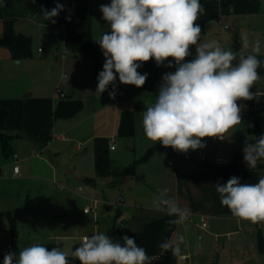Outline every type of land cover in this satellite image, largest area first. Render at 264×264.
Returning a JSON list of instances; mask_svg holds the SVG:
<instances>
[{"label": "rangeland", "instance_id": "obj_1", "mask_svg": "<svg viewBox=\"0 0 264 264\" xmlns=\"http://www.w3.org/2000/svg\"><path fill=\"white\" fill-rule=\"evenodd\" d=\"M259 1L257 13H229L218 20H209L200 42L216 40L223 49L233 50L237 53L234 64L238 63L240 55L252 51L257 41L259 54H264V0ZM84 2L52 0L50 10L57 3L64 5L57 16L62 18L77 12ZM102 4H110V1L88 0L87 3L88 12L93 16L94 42L102 59L99 69L90 58L66 52L63 30L43 23L41 16L27 15L15 21V29L32 38V57L16 60L6 49L0 48V115L3 108L7 109V120L12 124L22 111L24 129L51 136L45 146L14 136L9 140L12 148L9 156L3 153L0 144V259L11 247L13 222L18 255L21 249L39 243L49 250L61 248L69 254V259H74L71 251L84 236L108 235L109 229L114 227H121L123 236H129L161 215L162 211L153 206V199L161 190L169 189L171 183L167 180L175 174L176 168L185 171L193 165L197 168L206 165L200 162L198 150L208 152L209 160L214 158V146L220 154L230 158L244 156L245 142L254 143L264 135V113L257 129L250 131L248 126L252 121L246 100H239L242 123L222 141L215 143L214 138H204V148L190 149L187 156H182L171 147L148 140L143 132V112L147 104L155 101L162 76L175 72V61L169 58L158 67L154 60L155 71L143 63L138 71L147 73L148 78L140 88L120 83L117 74L114 84H109L99 96L97 78L105 57L96 41L110 31L102 18ZM245 37L249 47L242 46ZM149 62L153 63V59ZM169 62L173 67H166ZM258 72L260 79L251 89L255 95L264 94V69ZM71 83L74 84L73 97L82 99L83 107L71 118L53 119V104L60 99L58 89L66 93ZM113 90L114 99L109 96ZM120 91L123 95H119ZM126 111L133 114L134 135L123 140L118 127ZM112 145L116 150L111 149ZM153 147L158 148L145 158ZM15 153L17 174L13 173ZM169 161L174 165L169 166ZM81 186L84 193L79 191ZM93 201H96V212L85 215L83 208L93 205ZM222 213L223 217L233 220L222 225L207 217L204 227L199 218L190 214L184 223L177 225L175 231L184 237V244H181L176 264H264V254L258 248L259 238H264V222L249 226L246 222L242 224L229 210ZM185 244H190V249H186ZM183 254H188L186 261L181 259ZM150 258L151 264H167L162 255Z\"/></svg>", "mask_w": 264, "mask_h": 264}, {"label": "clouds", "instance_id": "obj_2", "mask_svg": "<svg viewBox=\"0 0 264 264\" xmlns=\"http://www.w3.org/2000/svg\"><path fill=\"white\" fill-rule=\"evenodd\" d=\"M63 9L60 3L51 10L42 9L44 19L55 23L53 18ZM100 11L110 31L96 41L105 57L97 78L99 96L114 84L117 74L120 83L140 88L148 78L147 73L138 71L143 63L154 59L159 67L169 58L175 61V72L162 76L155 101L143 112V132L148 140L187 153L204 148V138L223 140L242 123L237 101L255 98L251 89L260 79L258 69L264 63L258 58L259 41L235 64L237 53L233 50L223 49L216 40L201 43L202 29L196 21L205 9L200 0H111L102 4ZM191 46H195L196 55L186 61ZM242 46L249 47L247 37ZM109 96L114 99L115 90ZM243 153L247 166L255 169L257 162L264 160V135L254 143L246 141ZM216 192L221 205L238 220L264 222V177L258 183L242 184L233 176L225 184H216ZM167 193L168 189H163L155 195L153 206L175 217L169 224L184 223L191 210L178 205ZM121 239L123 245L104 233L85 236L71 257L80 264H151L146 249L135 238L124 235ZM181 244L183 236L159 247L179 256ZM68 257L61 248L49 250L36 243L21 249L18 257L12 252L5 254L3 264H69Z\"/></svg>", "mask_w": 264, "mask_h": 264}, {"label": "trees", "instance_id": "obj_3", "mask_svg": "<svg viewBox=\"0 0 264 264\" xmlns=\"http://www.w3.org/2000/svg\"><path fill=\"white\" fill-rule=\"evenodd\" d=\"M111 3V0H109ZM52 0H0V48L6 49L10 56L16 60L32 57V38L15 29V21L18 18L27 15H36L42 17V22L48 25L59 27L63 30V40L66 49L70 53L88 57L92 60L95 68L102 67V59L99 47L95 44L93 38V16L88 12L87 3L85 0L83 7L75 13H71L65 17H54L55 23L52 20H45L42 9L50 10ZM205 11L196 21L201 27L202 33H206V23L209 20H218L221 15L228 13L245 14L256 13L260 10L261 2L259 0H200ZM190 53L186 61H191L195 58V48L191 46ZM251 52L244 55L247 56ZM258 58L264 62V54H259ZM146 65L153 67L155 71L156 65L152 62H145ZM264 69V63L258 70ZM255 94L253 91H251ZM247 109L252 117L253 131L257 129L259 118L264 113V94L255 95L252 100H246ZM83 107V100L75 97L60 98L53 110V119L71 118L75 116ZM8 110L3 108L0 115V144L2 145L3 153L9 156L12 148L10 138L14 136H23L30 139L32 142L45 146L51 139L49 134L41 136L33 134L22 126V111L16 116L14 123L8 122ZM119 135L123 140L129 139L134 135L133 129V114L131 112L122 113L121 120L118 127ZM158 147L150 148L145 155V158L154 152ZM241 156H236L235 160L230 164L223 166H215L212 163L206 164V172L212 173L215 176L216 184H225L229 178L236 176L240 178L243 183H258L259 176L264 172V163L257 162L255 169L245 168L241 165ZM87 181L93 182L94 179ZM169 217L165 213L157 218L152 219L142 228L133 231L129 237H133L136 243L144 247L149 256L162 255L167 264H176L177 256H174L170 250H163L159 248V241L165 230L170 225ZM13 239L9 252L18 255L17 234L13 222L12 225ZM108 235L114 242H119L123 245V237L121 227H114L109 229ZM259 251L264 254V238L258 240ZM6 253V254H7ZM4 257V256H3ZM3 257L0 259V264H3Z\"/></svg>", "mask_w": 264, "mask_h": 264}, {"label": "crops", "instance_id": "obj_4", "mask_svg": "<svg viewBox=\"0 0 264 264\" xmlns=\"http://www.w3.org/2000/svg\"><path fill=\"white\" fill-rule=\"evenodd\" d=\"M248 52H252V51H248ZM252 91L255 93L254 90ZM56 103L53 104V110L55 108ZM261 116L259 118V121L261 119ZM250 121H252V117L250 118ZM251 124L248 126V128L250 129V131H253V129L251 128ZM114 149L116 150V148ZM236 156H243V155H236ZM17 161H18V158H17ZM259 162L264 163V160H261ZM13 163H14V157H13ZM206 164L208 163L206 162ZM262 174H264V172L261 173V175ZM260 176H259V179H260ZM170 178L171 179L169 181L167 180V182L171 183V186L169 187L168 193H167L168 197L174 199L177 202V204L180 205L181 207L189 208L191 210V215L199 218L200 222H202V218L206 220L207 217L214 218L216 221L222 222V225L227 224L233 220L231 218L222 216L223 215L222 211L228 210V209L224 208V206L221 205L219 196L216 192L215 176L212 173L206 172V165L205 166L200 165V168H197V165H193L192 169H185V171H179L178 168H176L175 174H172ZM93 182H95V180ZM163 213L164 212H162L161 215ZM84 214L88 215L90 213H84ZM239 221L242 224L246 222L249 226L252 225V223L248 221H242V220H239ZM176 227H177V224L168 225L165 228L160 241L163 240L162 243L166 241L175 243L178 237H180L178 232L175 231ZM160 241H159V245H160ZM185 247L186 249H190L191 245L185 244ZM183 255L188 256V254H183ZM155 257H158V256H155ZM187 259H185V261Z\"/></svg>", "mask_w": 264, "mask_h": 264}, {"label": "built area", "instance_id": "obj_5", "mask_svg": "<svg viewBox=\"0 0 264 264\" xmlns=\"http://www.w3.org/2000/svg\"><path fill=\"white\" fill-rule=\"evenodd\" d=\"M39 51H41V48H39ZM65 51L69 53V50L66 49L65 47ZM58 93H59V96L60 98H66V93L61 91L60 89H58ZM119 95H123V92L120 91L119 92ZM215 143L219 142L220 140L219 139H215ZM112 142H115L113 139L111 140ZM112 149L115 148L114 145L111 146ZM212 152L214 153V159L211 161L209 160V156H208V152L204 151V150H198L197 151V154L199 156V159L201 162H207V163H212L213 165L215 166H223V165H227V164H230L231 162H233L235 160V157L234 158H230L228 156H225V155H222L218 152L217 150V147L214 146L213 149H212ZM14 157V167H13V173L14 174H17L19 172V167L18 165L16 164L17 163V154L15 153L13 155ZM240 161H241V165L245 168H248L246 162L244 161V156H241L240 157ZM169 165H174V163L172 161H169ZM61 187H63L62 184H60ZM79 191L81 193H84V189L83 187H79ZM123 198H120V201H122ZM83 212L84 213H92V212H96V201H93V205H90V206H86L83 208ZM206 220L202 218V223H203V226L205 227L207 224L205 222ZM85 237V236H84ZM82 240V239H81ZM181 259L185 260L187 259V256L186 255H182L181 256ZM69 264H80L79 262H77V260H74V259H69Z\"/></svg>", "mask_w": 264, "mask_h": 264}, {"label": "water", "instance_id": "obj_6", "mask_svg": "<svg viewBox=\"0 0 264 264\" xmlns=\"http://www.w3.org/2000/svg\"><path fill=\"white\" fill-rule=\"evenodd\" d=\"M73 94H74V84L71 83V84L69 85L67 91H66V96H68V97H72ZM27 95H29V94H27ZM253 127H254V125L251 124V128H252V129H253ZM178 152H179L182 156H187V153L180 152V151H178Z\"/></svg>", "mask_w": 264, "mask_h": 264}]
</instances>
